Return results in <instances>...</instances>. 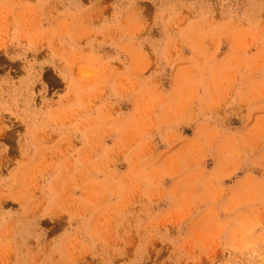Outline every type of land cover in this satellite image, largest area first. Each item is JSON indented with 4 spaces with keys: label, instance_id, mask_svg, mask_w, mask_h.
I'll return each mask as SVG.
<instances>
[{
    "label": "rangeland",
    "instance_id": "obj_1",
    "mask_svg": "<svg viewBox=\"0 0 264 264\" xmlns=\"http://www.w3.org/2000/svg\"><path fill=\"white\" fill-rule=\"evenodd\" d=\"M0 264H264V0H0Z\"/></svg>",
    "mask_w": 264,
    "mask_h": 264
}]
</instances>
